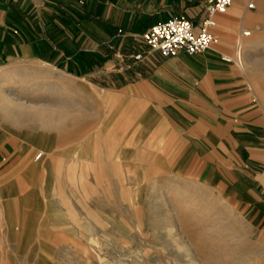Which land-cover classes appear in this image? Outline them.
Here are the masks:
<instances>
[{
    "label": "rangeland",
    "instance_id": "374dc122",
    "mask_svg": "<svg viewBox=\"0 0 264 264\" xmlns=\"http://www.w3.org/2000/svg\"><path fill=\"white\" fill-rule=\"evenodd\" d=\"M250 1L235 51L264 107V0ZM69 33L52 34L68 56L58 69L10 64L0 79L20 78L0 104V264H264V218L202 160L179 161L167 123L140 136L137 115L106 95L135 77L140 34L91 55Z\"/></svg>",
    "mask_w": 264,
    "mask_h": 264
},
{
    "label": "crops",
    "instance_id": "0c3cea01",
    "mask_svg": "<svg viewBox=\"0 0 264 264\" xmlns=\"http://www.w3.org/2000/svg\"><path fill=\"white\" fill-rule=\"evenodd\" d=\"M249 1L232 0L225 12L214 14L210 31L216 39L208 47L170 56L153 52L139 62L131 57L127 67L135 77L124 91L105 93L137 115L140 136L147 123L156 127L167 123L179 138V161L202 160L209 169L207 176L223 178L237 200L264 218V107L235 59L239 31L252 11ZM206 2L0 0V79L11 74L10 64L26 62L52 69L63 65L68 56L61 43L52 40L55 32L67 33L69 40V31H74V40L80 39L75 50L91 55L103 43L113 50L126 49L137 35L170 16L184 14L201 24ZM61 75L59 89L66 88L68 78ZM19 79L8 81L7 89L0 80V104H11L5 92ZM28 80L40 82L39 75ZM43 86L47 90L49 84ZM71 87L68 92L84 90L81 84Z\"/></svg>",
    "mask_w": 264,
    "mask_h": 264
},
{
    "label": "built area",
    "instance_id": "2783aa9c",
    "mask_svg": "<svg viewBox=\"0 0 264 264\" xmlns=\"http://www.w3.org/2000/svg\"><path fill=\"white\" fill-rule=\"evenodd\" d=\"M232 0H207L205 17L201 24L196 25L186 15L170 16L164 21L155 23L142 32L139 47L131 54L135 62L149 59L153 52L162 56L176 55L181 51L189 53L208 47L216 39L210 27L214 24L213 16L225 12ZM254 6L253 1L247 3L248 8ZM242 34L247 35L248 30L242 29ZM239 45L236 52V62L241 64ZM264 138V136H263ZM41 152L35 155L39 158Z\"/></svg>",
    "mask_w": 264,
    "mask_h": 264
},
{
    "label": "bare ground",
    "instance_id": "6f19581e",
    "mask_svg": "<svg viewBox=\"0 0 264 264\" xmlns=\"http://www.w3.org/2000/svg\"><path fill=\"white\" fill-rule=\"evenodd\" d=\"M248 33H249V31H248ZM239 49V48H238ZM239 52H240V49H239ZM12 84H14V83H10V85H12ZM190 263L191 264H196V261L194 260V259H192L191 261H190Z\"/></svg>",
    "mask_w": 264,
    "mask_h": 264
},
{
    "label": "trees",
    "instance_id": "16d2710c",
    "mask_svg": "<svg viewBox=\"0 0 264 264\" xmlns=\"http://www.w3.org/2000/svg\"><path fill=\"white\" fill-rule=\"evenodd\" d=\"M80 53H81V52H80ZM80 53H79V54H80ZM77 56H78V55H77Z\"/></svg>",
    "mask_w": 264,
    "mask_h": 264
}]
</instances>
